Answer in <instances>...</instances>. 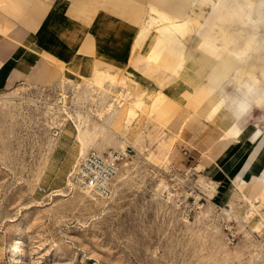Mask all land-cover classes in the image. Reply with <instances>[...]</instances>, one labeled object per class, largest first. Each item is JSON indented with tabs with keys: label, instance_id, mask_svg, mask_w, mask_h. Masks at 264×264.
I'll return each instance as SVG.
<instances>
[{
	"label": "rangeland",
	"instance_id": "374dc122",
	"mask_svg": "<svg viewBox=\"0 0 264 264\" xmlns=\"http://www.w3.org/2000/svg\"><path fill=\"white\" fill-rule=\"evenodd\" d=\"M251 1L248 19L219 27L239 50L258 41L247 65L264 82V0ZM152 2L157 11L181 3L188 31L155 44L162 34L150 21L138 31L144 0H76L77 23L90 27L101 10L137 33L123 66L85 73L68 61L71 37L87 28L67 0H0V78L20 73L0 87V264H264V180L248 170L264 107L243 116L234 74L219 71L228 67L220 43H199L245 0ZM190 43L196 65L179 55ZM138 55L151 70L133 67ZM79 127L88 153L126 149L106 202L67 184Z\"/></svg>",
	"mask_w": 264,
	"mask_h": 264
},
{
	"label": "bare ground",
	"instance_id": "6f19581e",
	"mask_svg": "<svg viewBox=\"0 0 264 264\" xmlns=\"http://www.w3.org/2000/svg\"><path fill=\"white\" fill-rule=\"evenodd\" d=\"M207 1L208 0H197L198 4H195L193 6L202 5V4L206 3ZM144 4H145V10H144L143 18L140 21V29H138V31L139 30L141 31L143 29L144 25L146 24V22L150 21V24H147V26H149L151 28V31H152V29H155L158 33L162 34V37H158L156 39V42H155L156 44H159L161 42L164 43L163 42L164 40L162 38H164V39H166V41L170 42L174 39V36L183 35V34H185L186 31H188V29L190 27V23H191L190 16L188 18L184 19L179 14L178 8L181 7V5H182L181 3L179 4V6L177 8H175L174 11H171V10H168L165 8L161 9V11H159V10L157 11L158 6L156 3H153L152 0H144ZM252 4H253V2L251 0H245L244 6H240L239 8H236L235 5H233V6L229 5V7H227L228 10L226 11V13L221 12L217 17V20H215L213 22L211 34L210 35L205 34V36L199 41V43L208 44L210 41L217 40L220 43V46L219 45L216 46L219 49L220 55L221 56L223 55L225 58L231 57V59L236 60L235 61L236 63L234 64V68L232 69V73L234 74L237 86H239L241 88L240 89V92L242 95L241 97L244 99H245V97H248L249 100H247V101L250 103V105L252 107L258 108V107H264V82H263V80H260V79L255 77L254 67L248 68L247 64H248V61L250 58L251 47L256 49V47L259 45V43H258V41L253 40V39L247 40L245 42L243 48L241 50H239V49L233 47V44H235L236 40H234L232 38L231 33L229 31L223 32L222 27H219L220 21L229 23L231 21L243 20V18L248 19V14L245 13V7H251ZM222 9H221V11H222ZM226 27H227V24H226ZM148 30H146V31H148ZM218 36H219V38H217ZM177 41L179 44L183 43L181 41V39H179V38ZM183 44L185 45V42ZM174 47H177V46L174 45ZM187 50L189 51L188 55H186V54L185 55L179 54V55L182 56V59L184 61L186 60V61H189V63L191 65H196L192 59V55L194 54V51H195L193 44L191 45L190 49H187ZM230 63H232V65H233V62H230ZM247 69H249V70H247ZM222 76L223 77L228 76V74H226V72L222 71ZM79 125H81V124H79ZM78 131H79L78 139H79L80 145H81L80 155H79V159H78V163H79L81 161V159L84 158L88 153L87 142H86V137L88 136V133H86L80 127H79ZM123 139L124 138H122L121 140H123ZM258 147H259V150H258L256 156L258 158L257 160L263 166L262 176L264 178V157H262L260 154L261 151L264 150V135L261 138V141L259 142ZM123 153L126 155V153H127L126 149H125V151H123ZM253 159H254V157H253ZM255 161H256V159L254 161H252V162L250 161L248 163V165H249L248 169H250V168L252 169V165ZM250 177H253L254 179H256L257 175L252 172ZM67 184L72 190L75 188L73 182L71 181V174L68 177ZM81 193L84 194L83 192H81ZM84 195H86V194H84Z\"/></svg>",
	"mask_w": 264,
	"mask_h": 264
},
{
	"label": "crops",
	"instance_id": "0c3cea01",
	"mask_svg": "<svg viewBox=\"0 0 264 264\" xmlns=\"http://www.w3.org/2000/svg\"><path fill=\"white\" fill-rule=\"evenodd\" d=\"M67 3L68 12L73 18V22L81 28H87L86 25H82L79 22L77 23L76 18L73 17V15L75 16L76 14V0H67ZM91 5L92 4L88 6L87 4L84 6V8H92ZM47 9H49V5L47 6ZM47 9L45 10V12L47 11ZM100 12L101 10L95 11L96 18L93 20V23L92 21L90 22V27H88L83 32L77 33V35H71L72 44H70V48L74 49V55H72L73 59H69L68 61L72 66L76 67L81 72L86 73V71L91 70L92 68L98 69L97 72H102L103 70L107 71L105 69L106 65L123 66L125 62L130 59L132 42L136 33V27L124 21L123 19L106 14L100 15ZM198 40L199 39L195 41ZM191 45L192 43L188 45L187 49H190ZM196 50L197 49H195L194 53L196 52ZM227 60V69H219L221 75L222 71L226 72V74H230L232 72V69L234 68V64L236 63V60L231 59V57H228ZM230 62H233V65ZM133 67H135L136 69H140L141 67L145 70H151V67L147 64L146 59L141 55H138L136 57ZM156 69L157 71L155 72H160L162 70L160 68ZM162 72V77L167 78V74L164 71ZM5 74H3V76ZM19 75V71L9 70L5 77L0 78V87H3L2 89L4 90L11 89L14 83L17 80L19 81V78H17ZM80 77L83 78V76ZM95 78H97L95 74L91 75L90 82L88 83H92L93 81H95ZM239 107L242 110L241 114L243 116H246V114L249 113L252 109L250 103L242 97L239 101ZM263 135L264 131L259 129L253 134L251 138L252 142H260ZM253 165L252 169H248L250 175L252 172L255 173L257 175L255 180L257 182L258 180H264L262 176L263 166L261 165V163L259 162L260 166L256 168H253Z\"/></svg>",
	"mask_w": 264,
	"mask_h": 264
},
{
	"label": "built area",
	"instance_id": "2783aa9c",
	"mask_svg": "<svg viewBox=\"0 0 264 264\" xmlns=\"http://www.w3.org/2000/svg\"><path fill=\"white\" fill-rule=\"evenodd\" d=\"M124 153L117 149L103 154L90 152L71 171V181L93 201L106 202L112 194L111 184L116 178ZM45 192V189H41Z\"/></svg>",
	"mask_w": 264,
	"mask_h": 264
}]
</instances>
